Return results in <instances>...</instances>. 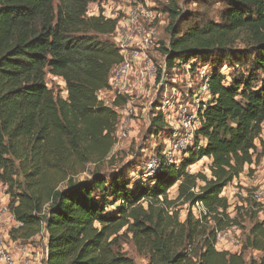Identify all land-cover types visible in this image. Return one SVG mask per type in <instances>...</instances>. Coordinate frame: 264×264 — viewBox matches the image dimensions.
Instances as JSON below:
<instances>
[{
    "label": "trees",
    "instance_id": "16d2710c",
    "mask_svg": "<svg viewBox=\"0 0 264 264\" xmlns=\"http://www.w3.org/2000/svg\"><path fill=\"white\" fill-rule=\"evenodd\" d=\"M106 1L0 0V184L19 224L12 238L29 242L46 233L43 264H136L121 249L128 239L148 264H264V211L248 202L232 217L223 195L262 157L256 143L264 129V0H222V22L186 30L177 2L166 7L167 70L188 64L196 71L205 61L215 69L194 148L135 183L130 165L101 169L117 143L116 108L126 104L121 98L108 107L99 98L123 62L110 39L119 18L102 9L89 15L90 5ZM48 75L64 81L66 98L48 87ZM156 113L155 134L171 131ZM205 158L209 173L190 172ZM88 165L95 167L90 178L76 180ZM198 202L205 208L200 218ZM242 210L252 223L243 249L262 253L260 263L215 248L217 233L241 225Z\"/></svg>",
    "mask_w": 264,
    "mask_h": 264
},
{
    "label": "rangeland",
    "instance_id": "374dc122",
    "mask_svg": "<svg viewBox=\"0 0 264 264\" xmlns=\"http://www.w3.org/2000/svg\"><path fill=\"white\" fill-rule=\"evenodd\" d=\"M172 0H108L103 4H92L89 6V15L94 13L99 14V10L102 9L106 17H118L121 21H125L129 16V12L139 6H143L147 14L152 15L153 27H155L157 34L152 39V42L142 52V59L144 63H151L159 71L165 69L166 76L163 85H160V80L154 82L150 79L147 80L145 86L139 92L135 91L133 98L125 107L127 112H120L119 124L117 127L118 133L121 131V125L123 120H126V127L121 133L124 136L117 139L115 148L108 159L101 164V169L105 173H111L122 169L127 166H131L128 171V176L132 182H141L144 180L143 174L149 163V161L158 155V149L166 148L167 141L171 139V131H162L159 134H155L154 127L151 126L153 117L157 116L156 112H160L159 106L161 102L167 99L174 104L172 111H179L181 104L185 105L189 109L197 108L198 99L205 103L208 100V95L201 92L200 86L202 83V76L204 74H210L214 71L213 65L209 62H200V65L196 71H191L190 66L181 65L179 68L173 71L166 69L165 60L166 57L162 52V48L168 45L170 34L167 30L170 24V17L165 12L166 7ZM178 4V8L184 16V22L182 27L184 30L201 26L207 22H222L227 10V6L222 0H175ZM110 39L113 41L112 37ZM114 42V41H113ZM237 49H243L244 46L238 45ZM135 50V48H129ZM239 67V66H238ZM222 71L228 72L227 67H223ZM233 71L237 76L238 72ZM233 74V75H234ZM161 78V76H160ZM47 84L50 89H53L55 94L60 95L63 98L67 97L66 86L62 79L47 76ZM166 96V98L164 97ZM107 98H109L107 96ZM161 113V112H160ZM163 113V112H162ZM208 162H200L199 164L192 166L190 172L203 171L209 173ZM94 165L87 166V172L82 173L76 177L78 181H84L90 178V174L94 171ZM252 185V184H251ZM65 184L61 185L59 189L63 190ZM236 188H243V186L227 187L225 196L228 198L231 204L229 213L232 217L236 216V209L245 206L242 198L235 196L234 190ZM177 188H173L169 192V197L174 199L177 194ZM12 197L9 193L8 187L0 184V240L2 241L3 255L7 256L15 264H43V261L47 257V236L46 233H42L29 242H23L21 240H14L11 236V231L16 230L19 226L14 220L13 215L10 212L9 206ZM119 204L111 205L107 212L109 214L115 213ZM257 210V209H255ZM241 237L240 245L236 250H233V254H243L247 263L256 261L260 263L263 258V254L255 250H244L245 239L248 236L249 230L252 227V223L249 218V214L245 215V211H241ZM186 210L181 212V220L186 218ZM262 217V214H260ZM122 252L128 257L133 259L136 264H148V260L140 256L131 240H124L121 243Z\"/></svg>",
    "mask_w": 264,
    "mask_h": 264
},
{
    "label": "built area",
    "instance_id": "2783aa9c",
    "mask_svg": "<svg viewBox=\"0 0 264 264\" xmlns=\"http://www.w3.org/2000/svg\"><path fill=\"white\" fill-rule=\"evenodd\" d=\"M129 16L130 18L125 21L119 19L116 30L112 35V39L118 46L120 54L123 57V62L111 74L109 88L99 92V98L108 107H114V102L117 99L125 98L126 104L124 107L116 108L119 112H127L125 107L128 106L135 91L139 92L144 88L147 80L151 79L153 82L154 80L159 81L158 69L151 63H144L142 52L140 51V49L143 48L144 50L149 46L157 34L155 27H153L152 15L147 14L143 6H139L132 9L129 12ZM110 18L115 19L113 16ZM129 48H135V50L129 51ZM159 72L161 73L160 85L162 86L166 71L164 69ZM200 90L209 96L208 74L202 76ZM164 97L166 98L165 95ZM197 102L198 105L195 110L189 109L181 104V109L177 112L172 111L174 104L167 99L165 102H161L159 110L161 113L163 112L164 121L173 133L171 134V139L167 141L166 148L161 155L155 156L149 161L143 174L144 180L155 175L162 163H178L183 154L194 148L196 141L195 133L200 127L199 113L201 107H204L202 104H206L207 101L202 103L198 99ZM126 124V120H123L121 131H124L127 126ZM121 131L117 134L119 139L124 136ZM261 152L262 157L260 161L254 163V174L251 179L252 185L246 188H236L234 194L242 198L245 206L250 202L254 210L261 209L264 211V146ZM194 212L200 218L205 213L204 205L200 202L196 203ZM240 237L241 229L238 226H232L225 231L217 233L215 248L221 252H233L240 245ZM2 248V241L0 240V264H15L10 257L8 258L3 255Z\"/></svg>",
    "mask_w": 264,
    "mask_h": 264
},
{
    "label": "crops",
    "instance_id": "0c3cea01",
    "mask_svg": "<svg viewBox=\"0 0 264 264\" xmlns=\"http://www.w3.org/2000/svg\"><path fill=\"white\" fill-rule=\"evenodd\" d=\"M98 15H99L98 13H94L91 16H98ZM208 100H209V97H208ZM263 142H264V129H263V133H262V136H261V140L256 143V145L258 147V153H261L262 143ZM204 161L208 162V164L211 163V160L208 159V158H205L202 162H204ZM254 166L255 165L253 164L252 166L246 167L245 172L239 177V179H236L234 181V183L231 186H229V188L233 187V186H237V185H241V186H243V188L250 187L251 184H252V180L251 179H252V176L254 174V172H253ZM225 191H226V189H225ZM225 191H224V194H223L224 196H225Z\"/></svg>",
    "mask_w": 264,
    "mask_h": 264
}]
</instances>
